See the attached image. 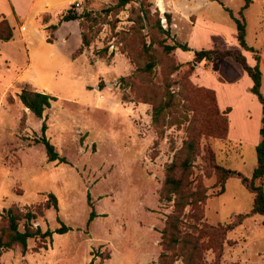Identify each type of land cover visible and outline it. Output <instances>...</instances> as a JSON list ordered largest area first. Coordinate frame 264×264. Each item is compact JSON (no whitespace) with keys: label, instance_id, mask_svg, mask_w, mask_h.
<instances>
[{"label":"rangeland","instance_id":"rangeland-1","mask_svg":"<svg viewBox=\"0 0 264 264\" xmlns=\"http://www.w3.org/2000/svg\"><path fill=\"white\" fill-rule=\"evenodd\" d=\"M54 1L46 12L32 10L22 34L24 39L18 24L13 23V39L0 41V216L10 206L29 207L38 213L33 227L54 230L62 222L69 229L53 232L51 240L28 239L24 255L17 245L2 252L0 264H156L161 251L160 230L172 210V202L159 200L164 167L199 118V98L186 85H179L184 83L186 63L192 58L186 60L187 54L176 49L165 55L152 44L158 64L152 71V82L146 83L136 70V65L144 61L141 41L161 36L153 27L156 6L150 8V21L141 22L139 0L105 17L102 13L98 23L89 22L84 31L92 37L90 46L72 58L71 53L80 45L76 24L58 28L59 46L44 42V16L47 23H57L62 9L71 2ZM114 2H79L75 11H99L112 7ZM243 2L209 0L200 6L199 16L221 25L225 34L196 29L192 34L193 51L239 48L228 10L237 15ZM10 10L7 0H0V16L9 18ZM243 16L246 43L253 51L241 52L251 66L258 58L260 91L264 93V0H252ZM159 17L162 28L169 30L168 43H173L171 19L168 23L160 12ZM175 65L178 70L171 72ZM232 71L235 77L227 79ZM122 76L135 77L128 84L120 80ZM166 81L173 84L165 85ZM186 82L188 87L213 90L216 98L232 106V116L227 115L231 133H227L226 141H208L217 163L250 177L256 165L255 147L234 141L247 133V124L261 112L259 101L249 90L251 80L245 70L230 56L220 59L214 55L195 65ZM167 86L174 95L172 109L162 112L153 124L152 103L166 100ZM23 87L55 97L42 119L25 110L19 101L17 93ZM44 118L45 136L65 158L63 162L48 161L43 144L35 141L41 136ZM203 169L199 155L187 180L194 179L204 188L201 223L212 226L209 232L222 241L220 253L214 248L204 251V264H214L217 257L218 264H264V216L251 214L252 194L236 177L228 178L223 193L218 194L215 175L207 170L204 175ZM188 190L192 191L193 185ZM50 192L57 199V209L43 207ZM91 210L96 216L87 224ZM192 210L197 209L190 205L184 208L183 219L187 222ZM233 221L239 224L231 230H216ZM3 224L0 218V226ZM213 233H209L208 241H214ZM43 243L46 248L34 251ZM173 264H183L181 257L174 256Z\"/></svg>","mask_w":264,"mask_h":264},{"label":"trees","instance_id":"trees-1","mask_svg":"<svg viewBox=\"0 0 264 264\" xmlns=\"http://www.w3.org/2000/svg\"><path fill=\"white\" fill-rule=\"evenodd\" d=\"M217 1L221 2V0ZM130 2H132V0H115L112 7L103 8L99 11L85 8L81 12H77L69 7L61 14L57 23H47L48 18L44 16V29L47 33L45 39L48 43H54L56 39L54 31L61 22L78 20L79 27L81 28V43L71 54L72 58H75L80 55L85 48H88L92 41V37L84 31V28H88V23H98L100 22L102 13L105 17L110 11H119ZM251 2L252 0H244L237 15H234L231 10H228L235 23V38L239 48L224 51L205 49L195 50L193 51L192 59L186 63L188 67L182 76L184 83H180L179 85H186L188 91H191V93L197 95L196 97L199 98V118L196 122H193L194 125H192L190 136L183 140L181 147L174 152L172 160L164 167V178L161 189L159 190V200L172 202V210L165 217L163 227L160 230L159 246L161 251L158 254L156 264H173L174 256L181 257L183 264H204L203 253L206 249L214 248L217 249L219 253L221 251L222 241L215 238V233L209 232L212 226L201 223L203 214L201 213L200 206L206 199L205 190L202 185L194 179L187 180L191 173L193 163L199 155H201L202 161L205 165V169L202 170L204 175H206L207 170V172L213 173L216 177L215 186L218 187V194L223 193L225 182L228 178L236 177L253 196V204L250 211L251 214L264 216V93L260 91L262 72L259 68L257 57V62L251 66L247 64L246 59L241 52V49L253 51V48L249 47L246 43V23L243 16V11ZM138 4V20L141 22L144 20L149 22L151 18L150 8L153 3L149 0H139ZM153 14L155 15L153 27L161 37L156 39L151 36L149 42L142 39L140 56L144 58V61L142 64L136 65L137 73L141 76L143 75L146 83L152 82V71L156 64H158L157 57L151 49L152 44H156L165 55H170L176 48L189 50L186 44L178 43L176 41L168 43L167 38L169 37V30L162 28L159 12L156 8ZM164 16L169 23L170 15L165 13ZM12 38L13 27L4 16H0V41L5 42ZM103 50L105 51L106 49ZM214 55L220 59L225 56H230L235 62L242 66L251 80V87L249 90L256 96L261 105V126L259 128L260 141L255 146L256 165L250 177H246L235 169L226 168L217 163L215 160V152L208 141L210 138L226 141L228 133V108L223 111L219 109L217 98L213 90L203 86L194 88L187 86L190 84L187 83L186 80L194 71L195 65L211 60ZM177 70L178 67L175 65L172 67L171 72ZM219 72L222 75L224 74L222 67L219 68ZM134 77L122 76L120 77V80L130 84ZM234 77L235 72L233 71L226 75L227 79H232ZM174 81L175 80L172 82ZM172 82L166 81L165 85H172ZM168 88L169 87L167 86L165 89L166 100L164 99L159 103H152L151 118L153 124L157 123L158 117L162 112L167 109H172L171 101L174 99V95L171 91H168ZM17 97L25 108L40 119H42L44 110L48 108L50 102L55 99L54 96L48 93L32 90L28 87L21 88L17 93ZM167 97L170 98L167 99ZM185 98L187 97L185 96ZM46 129L47 124L44 118L40 127L41 136L35 141L43 144L48 161H65V158L59 156L54 145L46 138ZM202 140L205 142L203 145L201 144ZM189 185H193L192 191L188 190ZM187 205L194 206V209H197L192 210V212L187 215L189 222L183 219V211ZM43 207L46 209H57V199L52 192L48 193V198ZM95 216V212L91 210L87 224H89ZM244 216L246 215H239L238 217ZM0 218L4 223L0 226V255L2 252L15 247L16 245L19 246L21 254L24 255L28 249V239L36 238L45 241V239L48 238L51 240L53 232L63 233L69 229L62 222H60L61 225L54 230L47 228L42 231L39 226L33 227L32 223L38 218V213L29 207H25L24 209L17 206L7 207L3 210ZM238 224V222L233 221L226 225L218 226L216 230H231ZM185 228H188L189 230H186ZM209 233H213L211 237L214 241H208L210 238ZM40 248H46L45 243L39 247H34V251H38ZM214 264H218V257L214 261Z\"/></svg>","mask_w":264,"mask_h":264},{"label":"crops","instance_id":"crops-1","mask_svg":"<svg viewBox=\"0 0 264 264\" xmlns=\"http://www.w3.org/2000/svg\"><path fill=\"white\" fill-rule=\"evenodd\" d=\"M68 1L69 0H67V2ZM75 1L76 0H71L70 5ZM150 1L156 6V8L158 9L160 13L162 14L167 13L170 15V19H171L170 30H171L172 35L174 36L175 41L178 43L186 44L189 48V50H181L180 48H176V52L177 50H180L182 54H187L185 55L187 56L186 60L191 59L193 56V49H195V46H194L195 41L192 40V34L194 35V32L196 29L201 28L204 31H209L212 33L218 32V34H221V35L225 34L221 30L222 29L221 25H219L218 23H215L212 20L206 19L205 17H201L198 14V8H200V6L207 5L209 0H150ZM79 2L80 3L83 2V4L87 5V3L92 4L94 0H81ZM159 2L161 3L162 7L159 6ZM7 3L10 4L11 13H10L9 18H6L5 16L4 17L8 20L11 26L13 23L18 24V28H19L18 30L21 32V35H22V34H25L24 27L26 24V20L28 19V16L32 12V10H34V8L36 9V11L40 10L42 12H46V9L47 10L51 9L53 7V4H55L56 2L54 0H7ZM70 5H68L67 8H69ZM67 8L62 9V12H64ZM19 19L22 20L21 23L17 22V20ZM73 23L78 26V34L80 36L81 30H80L78 21L73 20L70 22H62L61 24L58 25L57 29L54 31V35L56 37L54 43H48L45 39L46 37L44 38V42H47L48 44L52 46H59L60 40H59V36L57 32L58 28L61 26L70 25ZM215 28H220V30H216ZM234 35H236V29H235ZM22 39H24L23 35H22ZM80 43H81V36H80ZM29 63H30L29 66H32L31 61ZM199 64L201 63L196 64V66H198ZM217 103H218L219 109L222 111L228 108L229 110L228 117L232 116L233 114L232 106H229V104H225V102H221L219 97H217ZM25 110L29 111L27 108H25ZM231 124L232 122L230 118L229 125ZM247 126H249L248 129L246 130L247 133L245 132L242 138H236L237 140L234 139V141H239V143L240 142L247 143L255 147L260 141L259 128L261 126V112H258L256 118H254L250 124L248 123ZM239 127L241 128L242 125L241 126L239 125ZM230 133L231 131H228V136ZM263 188H264V178H263Z\"/></svg>","mask_w":264,"mask_h":264},{"label":"built area","instance_id":"built-area-1","mask_svg":"<svg viewBox=\"0 0 264 264\" xmlns=\"http://www.w3.org/2000/svg\"><path fill=\"white\" fill-rule=\"evenodd\" d=\"M79 7V2L75 1L70 5V9L72 10H77V8Z\"/></svg>","mask_w":264,"mask_h":264}]
</instances>
